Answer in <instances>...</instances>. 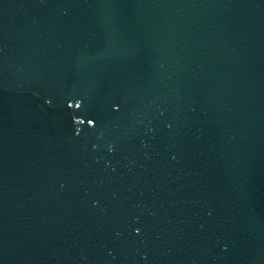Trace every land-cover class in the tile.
Instances as JSON below:
<instances>
[{"label": "water", "instance_id": "95a60500", "mask_svg": "<svg viewBox=\"0 0 264 264\" xmlns=\"http://www.w3.org/2000/svg\"><path fill=\"white\" fill-rule=\"evenodd\" d=\"M0 264H264V0H0Z\"/></svg>", "mask_w": 264, "mask_h": 264}]
</instances>
